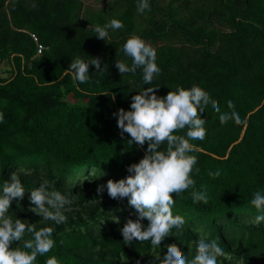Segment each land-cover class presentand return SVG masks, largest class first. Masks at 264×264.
Instances as JSON below:
<instances>
[{
  "label": "trees",
  "instance_id": "obj_1",
  "mask_svg": "<svg viewBox=\"0 0 264 264\" xmlns=\"http://www.w3.org/2000/svg\"><path fill=\"white\" fill-rule=\"evenodd\" d=\"M105 2L93 10L83 0H0V65L11 66L10 77L0 74V189L11 172L25 170L19 173L25 197L10 211L31 223L40 218L28 211V197L42 180L75 196L66 223H37L54 229L56 243L36 264L51 256L59 264H159L156 257L172 243L194 256L200 233L193 228L232 255L220 264H264V222L252 223L257 213L251 205L253 194L264 191V0H149L151 10L143 14L138 0ZM112 19L124 28L98 39L93 28ZM134 35L157 50L161 74L151 85L142 84L140 70L122 77L115 67L117 51ZM77 56L99 57L106 65L100 76L90 66L92 79L79 85L84 91L63 75ZM118 59L131 63L122 52ZM193 85L218 101L221 113L231 111L232 101L241 123L222 125L220 113L205 109L206 137L191 141L201 149L191 153L198 160L195 186L174 194L173 214L185 219L182 232L173 229L160 248L150 241L125 245L120 229L136 219L135 210L127 198L113 200L96 189L125 178L147 144H127L128 134L121 139L113 113L131 110V97L145 87L159 86L157 95L166 96ZM107 92L116 94L115 102ZM216 171L219 176L209 175ZM205 189L208 203L194 202L192 192Z\"/></svg>",
  "mask_w": 264,
  "mask_h": 264
},
{
  "label": "clouds",
  "instance_id": "obj_2",
  "mask_svg": "<svg viewBox=\"0 0 264 264\" xmlns=\"http://www.w3.org/2000/svg\"><path fill=\"white\" fill-rule=\"evenodd\" d=\"M146 10H151L149 0H138V13L143 14ZM123 28L122 21L112 19L102 27L95 26L93 31L98 39L106 41L109 30ZM121 52L131 61L130 64L118 59ZM156 60L157 50L134 35L117 51L115 67L122 77L126 74L135 76L137 70H140L142 84L151 85L161 74ZM101 63L99 57L85 60L77 56L64 69L63 75L77 82V91H84L79 85L92 79L89 74L90 66L95 67V76L103 75L106 65L102 68ZM158 89L159 86L143 88L131 97V110L120 108L113 113L121 139L128 134L130 139L127 144L140 148L147 144V148L138 163L127 167L128 175L125 178L118 181L109 179L106 184H100L96 189L98 195L106 190L109 198L113 200L127 198L129 207L135 210L136 219H127L120 229L124 244L150 241L154 249L160 248L162 241L173 236V229L177 233L183 230L185 219L173 214L174 194L179 195L195 186L191 174L198 160L191 153H198L201 149L191 141H203L206 137V120L201 118V114L211 105L215 112L220 113L219 120L222 125L229 120L241 123L232 101L227 102L231 111L221 113L218 101L212 99L199 86L193 85L188 89L178 87L175 91H169L166 96L157 95ZM103 95H110L113 102L116 100L115 93L107 92ZM3 119V113H0V123ZM182 131L185 134L179 135ZM24 171L19 169L11 172L0 189V264H36L37 258L49 253L56 243L53 238L54 229L50 226L38 229L37 223H66L65 212L70 210L75 201L74 195L62 194L44 179L38 187L30 191L28 197V211L39 217V221L31 223L17 218L10 209L14 201H23L25 197L26 191L19 176ZM104 175L106 174L102 172V176ZM209 175L219 176L220 172H210ZM192 199L194 202L207 204V190L193 191ZM251 205L257 213L252 223L259 225L264 222V191L258 190L253 194ZM145 220L147 225L143 223ZM113 221L120 223L115 217ZM192 231L200 233L195 242V255L186 256L181 247L172 243L166 245L167 251L163 257H156L159 264H220L221 257L233 260L232 255L225 252L216 239H209L202 228H193ZM45 264H59V261L51 256ZM236 264H242V260L236 261Z\"/></svg>",
  "mask_w": 264,
  "mask_h": 264
},
{
  "label": "rangeland",
  "instance_id": "obj_3",
  "mask_svg": "<svg viewBox=\"0 0 264 264\" xmlns=\"http://www.w3.org/2000/svg\"><path fill=\"white\" fill-rule=\"evenodd\" d=\"M87 9L98 10L104 7L107 2L105 0H83ZM163 4H167L169 0H161ZM0 74L2 77H10L11 75V66L8 62H4L0 65ZM68 100L74 103V99L69 97Z\"/></svg>",
  "mask_w": 264,
  "mask_h": 264
},
{
  "label": "built area",
  "instance_id": "obj_4",
  "mask_svg": "<svg viewBox=\"0 0 264 264\" xmlns=\"http://www.w3.org/2000/svg\"><path fill=\"white\" fill-rule=\"evenodd\" d=\"M32 37L34 38V40L38 43V39L35 35H32ZM44 47L40 44H38V54H41L43 51Z\"/></svg>",
  "mask_w": 264,
  "mask_h": 264
},
{
  "label": "water",
  "instance_id": "obj_5",
  "mask_svg": "<svg viewBox=\"0 0 264 264\" xmlns=\"http://www.w3.org/2000/svg\"><path fill=\"white\" fill-rule=\"evenodd\" d=\"M259 109H260V107L257 108L255 111H253V112L249 115V117H250L252 114L256 113ZM245 129H246V127H245ZM244 132H245V131H244ZM244 132H243V134H242V138H243V136H244ZM242 138L240 139V141L242 140ZM240 141H238L237 143H239ZM237 143H235V144H237ZM235 144H234V145H235ZM234 145H232V147H233ZM232 147H231V148H232Z\"/></svg>",
  "mask_w": 264,
  "mask_h": 264
}]
</instances>
